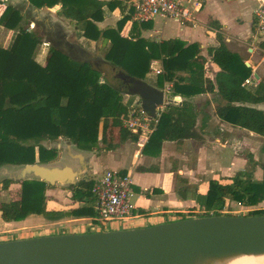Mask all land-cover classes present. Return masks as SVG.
<instances>
[{
  "label": "trees",
  "instance_id": "obj_1",
  "mask_svg": "<svg viewBox=\"0 0 264 264\" xmlns=\"http://www.w3.org/2000/svg\"><path fill=\"white\" fill-rule=\"evenodd\" d=\"M30 2L38 9L60 4L61 15L82 27V39L96 46L95 50L99 41L110 45L106 60L133 79L144 81L150 64L161 63L159 89L171 83L173 95L185 100L165 107L144 147L145 155L158 156L164 142L201 140L196 129L198 113L191 99L207 93H215L226 101V105L216 108L222 121L264 136V111L247 106L264 102V85L261 83L255 91L246 87L252 69L227 48L221 30L217 29L219 46L208 49L212 63L219 69L212 81L206 77L207 59L197 44L186 46L179 39L150 42L139 34L127 37L123 30L130 21L128 15L118 21L116 28L100 29L97 24L105 21L106 14L116 9L124 12L123 0ZM23 20L22 11L14 6H7L0 17V27L13 31L9 45L0 47V169L50 164L58 151L45 147L44 142L64 139L84 152H94L100 142L114 148L115 144L110 142L112 128L119 129L120 143L140 140L139 135L123 127L129 107L123 103L121 90L110 85L100 69L72 59L55 46H50L46 64L38 63L36 55L42 40L25 27ZM141 27L147 30L144 24ZM182 72L186 76L178 77ZM183 181L179 178V183ZM12 183L15 182L6 179L3 190H8ZM19 185V197L0 204L4 222H20L31 215L43 216L52 222L97 216L92 192L94 180L83 179L67 188L77 206L66 210H57L47 203L48 183L28 179ZM187 190L183 186L177 192L185 198ZM227 201L248 208L258 206L264 201V177L256 181L254 171L250 170L239 172L228 181L211 180L207 193L196 195V202L204 212L198 217L225 215L222 212ZM258 215H264V210L246 214Z\"/></svg>",
  "mask_w": 264,
  "mask_h": 264
},
{
  "label": "crops",
  "instance_id": "obj_2",
  "mask_svg": "<svg viewBox=\"0 0 264 264\" xmlns=\"http://www.w3.org/2000/svg\"><path fill=\"white\" fill-rule=\"evenodd\" d=\"M189 1L190 8L193 3L196 4L192 22L158 18L144 24L146 27L148 26L146 31L156 37V42H161L159 39L163 41L179 39L186 46L199 45L201 55L207 59L206 77L215 81L219 69L212 63L208 49L219 46L217 38V29H219L223 33L227 48L237 54L246 66L248 64L252 69L251 78L253 81L246 87L255 91L261 83L264 85V59L259 50L252 49L256 0ZM59 5L56 7L59 8ZM7 6L18 8L27 17L28 14H33L34 16L29 21L30 25L38 23L49 30L54 29L59 22L65 26L64 22L68 21L59 14L52 15L49 8L34 7L30 0H0V17ZM45 9L49 13H44ZM123 9L124 12L120 9L115 10L114 14L121 15L119 19L115 18V22L128 15L131 17L128 22V26H130L133 22L128 0H123ZM137 25L141 27V24ZM3 30V27H0V37L6 32V29L4 32ZM12 35L13 31L8 30L9 39ZM4 48L6 47L4 46ZM178 74L186 76L183 72ZM255 74L259 76L257 79L254 77ZM164 91L175 104L185 100L181 96L173 95L171 83L166 84ZM191 101L198 113L196 129L202 137L201 140L164 142L158 156H149L143 153L148 142L144 140H128L120 146L115 144L114 148L107 147L108 152L103 155L89 153L85 155L88 157V166L93 172L102 174L107 170H119L131 177L134 184L133 203L136 207L134 218L120 221L121 227L101 230L98 228V223L93 222L92 218H66L52 222L43 216L31 215L23 221L7 223L0 217V242L52 235L147 228L188 219L190 217L183 216L188 212L195 214L200 211L196 195L206 194L211 180L228 181L239 172L251 170L254 171V179L261 181L264 177V136L222 121L216 114V108L219 105H226V101L215 93L198 95ZM247 106L264 111V102ZM130 142L137 143V145L131 147ZM173 159L177 166L171 165L170 161ZM179 178L184 180L183 183H179ZM14 184H16L15 188L16 186L20 188L19 184ZM59 186L61 185L57 184L48 188L47 203L57 210H66L77 206L72 200V192ZM183 186L188 189L185 198H182L177 192V189ZM2 192L4 191L2 190ZM6 193L8 192L2 196H5ZM147 193L150 195L147 196ZM258 206L264 208V201ZM116 224L114 223V225ZM48 225H57L58 227L54 230L55 232L50 233L49 230H45L49 227ZM37 229L44 231L36 232Z\"/></svg>",
  "mask_w": 264,
  "mask_h": 264
},
{
  "label": "water",
  "instance_id": "obj_3",
  "mask_svg": "<svg viewBox=\"0 0 264 264\" xmlns=\"http://www.w3.org/2000/svg\"><path fill=\"white\" fill-rule=\"evenodd\" d=\"M114 21L105 20L97 25L105 29ZM59 24L66 35L63 38L66 44L70 33L61 22ZM100 42L95 53H89L67 41V47L84 54L85 61L70 55L66 48L59 49L76 61L89 64V56L104 65ZM90 65L100 70L103 66ZM254 77L259 76L255 74ZM115 78L121 81L122 87L111 85L128 96L138 97L142 108L151 117L173 100L164 90L133 79L120 70H116ZM66 153L79 162V169L70 165L30 164L20 168L18 173H8V177L15 183L39 179L50 186H76L87 171L88 157L75 152L71 143ZM251 255H264V215L197 217L147 228L0 242V264H226L239 256Z\"/></svg>",
  "mask_w": 264,
  "mask_h": 264
},
{
  "label": "built area",
  "instance_id": "obj_4",
  "mask_svg": "<svg viewBox=\"0 0 264 264\" xmlns=\"http://www.w3.org/2000/svg\"><path fill=\"white\" fill-rule=\"evenodd\" d=\"M256 2L252 49L259 50L264 59V0H256ZM128 3L132 10V22L137 24H147L158 18L180 22L194 20L193 11L196 4L193 3L190 8L189 0H128ZM252 81V78L246 80L245 85ZM166 106L159 108L155 117L148 115L141 104L129 108L128 114L123 119V127L130 133L139 135L140 140L147 142L155 131ZM133 185L131 177L122 175L119 170L104 171L96 181L94 180L92 192L96 198L97 211L94 220L98 223V228L102 229L103 222L130 220L136 216Z\"/></svg>",
  "mask_w": 264,
  "mask_h": 264
},
{
  "label": "rangeland",
  "instance_id": "obj_5",
  "mask_svg": "<svg viewBox=\"0 0 264 264\" xmlns=\"http://www.w3.org/2000/svg\"><path fill=\"white\" fill-rule=\"evenodd\" d=\"M59 6H60L59 8H57L56 6L52 7V8H49V9H51V11H49V12L52 15H56V14L58 15L59 14V16L63 17L61 15L62 6L61 5H59ZM60 8H61V10H60ZM49 12L46 9L44 11V13H46V14L49 13ZM114 12H115V10L109 12L108 14H106L105 20H108V21L112 22V20H114L115 18L119 19L121 15L120 14H114ZM40 15L42 17V14H40ZM23 16H24L23 22H24L25 27L27 26L26 27L27 29H29L32 32L36 33V35H38L41 38V40H42V44L40 45L38 53L36 55V60H37L38 63L44 65V64H46V61L48 59L49 48L52 45L51 42L48 40L47 33H46L45 29H44L45 26L44 25H38V23L37 24L34 23V24L30 25L29 21L34 16L33 14L30 15L29 18L26 15H23ZM68 21H69V23H68ZM68 21L64 22L65 23L64 27H66V30L70 33V37L68 39L69 42L77 44V45H79L81 47H84L86 49V51H88L89 53H95V47L96 46H94V45L91 46L86 41H84L82 39V37H81V35H82V27L81 26H77L74 22H72L70 20H68ZM113 23H114V25L112 27L116 28L118 22L114 21ZM3 29L5 30V28H3ZM4 30H3V32H4ZM123 32L125 33V35H127V37H135V35L139 34V36L141 38H143L145 40H148L150 42H154L155 40H157L156 37L151 36L150 33L148 31H146L145 28L140 27V25L131 24L130 26H128V23H127L125 28H124V30H123ZM11 38L9 39L8 30L6 29V32H4V34L0 37V47H3V48H4V46L7 47L9 45V43H10ZM159 41L162 42L163 40L159 39ZM109 48H110V45H108V44L104 45L103 41L100 42L99 50H100L101 56L104 59V63H105L102 66L101 71L103 72V77L104 78H106V77L109 78L108 81H109L110 85L114 83V84H117V85L122 87L121 81L119 79L115 78L116 70H119V69L113 67L105 58ZM162 69L163 68H162V65H161L160 62H157V61L152 62L150 64V70L147 73L146 78H145L144 81H146L151 86H155V87L159 88L157 82H158V76L162 72ZM177 76L178 77H182V75H180V74H177ZM166 84L164 85V88L161 89V90L166 89ZM122 95H123V103L126 106H128L129 108L138 107L141 104V102H140L141 100L138 97L128 96L126 93H122ZM171 104H173V102H171ZM119 135H120L119 129L112 128L111 131H110V141H111V143L118 144L119 146L122 145V143L121 144L119 143ZM69 143H70L69 141L64 140V139H59V140H56L54 142H44L43 143V145L45 147L50 148V149L55 148L58 151L57 158L53 162H51L50 164H56V165H62V166L70 165V166H73V167H75L77 169L80 168V165H79L78 161L71 159L66 154V149H67ZM140 143H141V141H140ZM130 145H131V147H133V146H136L137 143L133 144V142H130ZM59 146H60V149H59ZM71 146H72V149L75 152H81L84 155H87V153L103 155V154H106L108 152L107 144L103 145L101 142L98 144V146L96 148V152H84V151H81L80 149H78L73 144H71ZM106 149H107V151H106ZM173 161H174V159L172 161H170L171 165L172 166H177V163H174ZM19 169H20L19 167H11V166H6V167H3V168L0 169V204L2 202H10L11 200L17 199L19 197L20 188H19V186H16V188H15L14 185H16V184H14V183H12L10 185L8 190H3V182L6 179H10L8 177V173H10V172L11 173H18ZM100 176H101V172H99V173L98 172H93V170H91L90 167L88 166L87 171H86L83 179L84 180L86 179V180H95L96 181V179L99 178ZM29 180H31V179H29ZM17 184H19V183H17ZM59 187H61L62 189H67L66 187H64L62 185L59 186ZM2 190L4 192H2ZM5 192H8V193H6L5 196H2V194H4ZM227 203H229V204L225 207L224 213L222 212L223 214H225L227 216H246V214L251 213L252 211L264 210L263 207H259V206L248 208V207H243V206L239 205L236 202L227 201ZM202 215H204V212L200 210L198 213H195V214H192V213L190 214L188 212L187 215H184L183 217L194 218L195 216H202ZM120 221H122V220L115 221L114 223H117L116 225H114V223L103 222L101 230L113 229L116 226L121 227V224L119 223ZM99 226H100V224H99ZM57 227H58L57 225H53V226L47 227V229H45V230H49L50 233H53V232H55L54 230ZM35 231L36 232H39V231L43 232L44 230L43 229H37Z\"/></svg>",
  "mask_w": 264,
  "mask_h": 264
},
{
  "label": "flooded vegetation",
  "instance_id": "obj_6",
  "mask_svg": "<svg viewBox=\"0 0 264 264\" xmlns=\"http://www.w3.org/2000/svg\"><path fill=\"white\" fill-rule=\"evenodd\" d=\"M41 24V23H40ZM57 24V23H56ZM39 25V24H38ZM51 28V27H50ZM46 33H47V37H48V40L51 42V46H55V47H58V48H66L68 53L70 55H72L73 57H76L77 59L79 60H82V61H85L84 59L86 58L85 55L83 54H79L77 52L76 49H69L67 47V41H69V37H67V41H66V44L65 42L63 41V38L66 36L65 33L63 32L62 30V27L61 25L58 23L57 26L53 29L51 28V30H49V28L45 27L44 28ZM89 56H87V59L89 61V64L90 63H95L97 65H103V64H100V62L95 59V58H88ZM67 154V153H66ZM79 163V162H78ZM80 165V164H79Z\"/></svg>",
  "mask_w": 264,
  "mask_h": 264
},
{
  "label": "bare ground",
  "instance_id": "obj_7",
  "mask_svg": "<svg viewBox=\"0 0 264 264\" xmlns=\"http://www.w3.org/2000/svg\"><path fill=\"white\" fill-rule=\"evenodd\" d=\"M226 264H264V255L239 256L226 262Z\"/></svg>",
  "mask_w": 264,
  "mask_h": 264
}]
</instances>
